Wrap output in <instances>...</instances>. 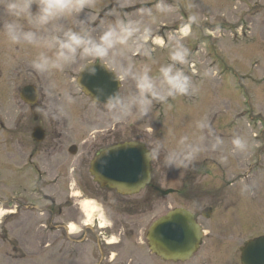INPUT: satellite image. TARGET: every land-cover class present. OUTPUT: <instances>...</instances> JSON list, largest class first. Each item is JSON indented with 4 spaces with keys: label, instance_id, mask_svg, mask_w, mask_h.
<instances>
[{
    "label": "rangeland",
    "instance_id": "374dc122",
    "mask_svg": "<svg viewBox=\"0 0 264 264\" xmlns=\"http://www.w3.org/2000/svg\"><path fill=\"white\" fill-rule=\"evenodd\" d=\"M156 3L94 0V7L61 21L75 26L87 19L89 27L98 32L116 17L138 18L139 9L152 8V30L128 58L137 65L152 64L154 75L161 64L169 62L170 36L182 38L190 49L188 63L180 67L196 85V94L156 103L147 116L122 124H112L103 107H93L79 89V64L64 73L38 74L30 66L38 49L13 45L0 32V264H172L150 252L147 234L152 223L167 214L168 205L174 207L178 202L147 189L126 198L94 183L90 164L109 146L129 141L151 146L156 139L172 142L191 131L196 121L206 119L203 134L207 144L223 133L225 140L233 138L235 131L234 135L248 140L249 147L246 153H234L231 140H224L221 150H208L197 158L206 162L222 156L264 158V0H166L171 10L164 14L155 12ZM131 83L126 81L121 90ZM26 85L41 92V108L51 91L65 88L74 89L79 102L70 117L54 119L41 111L35 121L30 112L24 114L26 106L20 95ZM20 122L25 127L22 134L14 126ZM35 126L47 134L45 142L38 143L39 152L33 147ZM227 127L233 130L227 131ZM54 142L57 147L51 148ZM32 153L42 157L28 158ZM155 162L160 187L181 188V168L168 170L163 153ZM220 181L207 178L206 189H215ZM85 208L93 214L91 220H87ZM253 208L258 209L257 205ZM82 221L90 224L84 235ZM67 225L75 226L72 237L68 229L65 233ZM69 238L74 240L69 242ZM208 246L201 256L178 264H213ZM108 253L110 259H103ZM219 263L230 264V260L222 257Z\"/></svg>",
    "mask_w": 264,
    "mask_h": 264
},
{
    "label": "clouds",
    "instance_id": "9594fccd",
    "mask_svg": "<svg viewBox=\"0 0 264 264\" xmlns=\"http://www.w3.org/2000/svg\"><path fill=\"white\" fill-rule=\"evenodd\" d=\"M33 5H36L35 11ZM86 7H94V0H0L3 16L0 32L13 45H30L38 49L30 61L31 68L38 74L64 73L68 67L77 64L82 72L86 71L92 77L98 69L111 73L113 81L119 84L117 90L109 94L98 85L94 93L88 95L92 96L93 107L102 105L112 124L143 118L156 103L196 94V85L180 67L188 63L190 55L182 38L169 37V62L158 67V75L153 74L152 64L137 65L128 58L140 46L142 37L152 30V8L139 9L138 18L116 17L98 32L89 27L87 19H81L75 26L61 23L78 16ZM154 9L164 14L171 6L166 0H157ZM190 19L195 22L194 17ZM126 81L132 82L131 87L122 91ZM76 84L83 87L79 81ZM78 102L74 89L53 90L49 93L48 103L37 111L54 119L70 117ZM207 127L206 119H201L195 122L191 131L176 136L172 142L154 140L151 146H145L144 159L151 164L163 153L165 167L180 169L205 151L221 150L224 140L219 136L211 145L206 143L203 133ZM231 145L234 153H246L249 147L248 140L241 135H234ZM240 191L241 194L249 193L251 185L242 181Z\"/></svg>",
    "mask_w": 264,
    "mask_h": 264
},
{
    "label": "flooded vegetation",
    "instance_id": "af4514ba",
    "mask_svg": "<svg viewBox=\"0 0 264 264\" xmlns=\"http://www.w3.org/2000/svg\"><path fill=\"white\" fill-rule=\"evenodd\" d=\"M116 8L119 10L118 7ZM35 10L36 5H33V11ZM29 86L35 88L37 101L35 106L25 103L26 112L24 114L30 112L34 120L38 121V115L41 111H37V109L41 108L42 105L39 103L41 92L34 85H26V87ZM14 126L21 134L25 130V127L21 128V122ZM38 128L42 129L40 126H35L33 132ZM230 130L233 129L227 127V131ZM42 131L44 133L43 141L34 139L32 135L33 147L36 152H39V147L41 146L38 143L45 142V137H47L46 132ZM234 134L235 131L233 132V136ZM220 137L225 140L224 133ZM13 138H16V136L13 135ZM226 138V140H231L232 137ZM56 147V143L54 142L51 148ZM33 153L28 158H35V156L39 158V155L41 156L40 153H43V151H40L39 155H34ZM156 167V162L153 161L150 166V182L145 190L147 189L155 195L163 196L160 192L163 189L160 187L158 177L155 175L157 171ZM167 169L170 170L169 168ZM172 170L176 172L177 169L172 168ZM179 171H183L181 172V188L177 190L170 189L173 190V193L167 196L175 197L178 205L173 207L172 204H169L168 212L182 208L192 214L195 222L200 226L203 238L192 259L201 256L204 253L205 246L209 244L208 247L212 249V256L210 258L213 259V264H220L219 259L222 257H228L230 264H244L243 251L246 246L251 241L264 238V158L242 155L237 156V158H224L223 160L221 158H209L207 162L196 158L187 167H182ZM209 177L221 179L219 185L213 190L206 189L205 182ZM203 179H205V182ZM198 181L200 182L196 186V182ZM242 181L251 185L249 193L241 194ZM255 182H257V186ZM198 187L200 188L197 189ZM259 194H262V196L260 195V197ZM44 199L52 202L49 197ZM254 205H257L258 209L253 208ZM63 228L66 233V227ZM59 232L61 231L59 230ZM98 235L104 237V232H99ZM69 236L72 237L71 234ZM72 240L74 239L69 238V242H72ZM100 241L103 242L104 240L100 239ZM104 243L107 247L112 246L107 242ZM103 259H110L109 253L107 256L103 254ZM246 263L253 264L252 253L250 252L246 254ZM204 264H209V261Z\"/></svg>",
    "mask_w": 264,
    "mask_h": 264
},
{
    "label": "water",
    "instance_id": "95a60500",
    "mask_svg": "<svg viewBox=\"0 0 264 264\" xmlns=\"http://www.w3.org/2000/svg\"><path fill=\"white\" fill-rule=\"evenodd\" d=\"M78 81L83 86L79 88L87 96H90L89 92L94 93L98 85L103 86L109 94L119 87L118 82L113 81L112 74L103 69H98L95 77L81 71ZM21 99L26 104L35 106V88L26 87L21 93ZM33 138L43 141V131L36 129ZM144 151L145 146L137 142L111 147L94 159L90 174L103 187L114 189L123 196L136 195L145 188L150 177V164L144 159ZM170 193L171 191L162 192L164 196ZM199 232L200 227L193 216L184 209H176L152 224L147 236L149 249L165 262H187L199 247L202 237ZM249 252L252 253L253 264H264V238L251 241L246 246L243 251L244 264H247L246 254Z\"/></svg>",
    "mask_w": 264,
    "mask_h": 264
},
{
    "label": "bare ground",
    "instance_id": "6f19581e",
    "mask_svg": "<svg viewBox=\"0 0 264 264\" xmlns=\"http://www.w3.org/2000/svg\"><path fill=\"white\" fill-rule=\"evenodd\" d=\"M192 64V63H191ZM198 66H199V64H198ZM192 68V67H191ZM109 149V147L108 148H106L104 151H106V150H108ZM103 151V152H104ZM102 152V153H103ZM149 176L151 177V171H150V169H149ZM149 177V178H150ZM92 210H95V209H92ZM84 212L86 213L85 215L87 216V220H91V215H93V214H90L91 213V211H89V210H87L86 208L84 209ZM88 222V224H89V221H87ZM90 225V224H89ZM198 225V224H197ZM199 226V225H198ZM200 227V226H199ZM74 229H75V226L74 225H72L71 227H70V230L71 231H74ZM200 232H201V234H202V237H201V239L203 238V232H202V230H201V228H200ZM200 232H199V234H200ZM201 241V240H200ZM200 244V243H199ZM189 261V260H188Z\"/></svg>",
    "mask_w": 264,
    "mask_h": 264
}]
</instances>
